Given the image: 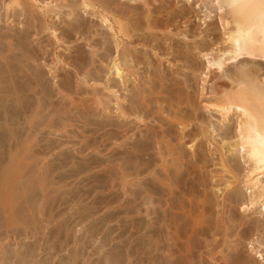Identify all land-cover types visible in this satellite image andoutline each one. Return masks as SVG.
<instances>
[{"label": "rangeland", "instance_id": "rangeland-1", "mask_svg": "<svg viewBox=\"0 0 264 264\" xmlns=\"http://www.w3.org/2000/svg\"><path fill=\"white\" fill-rule=\"evenodd\" d=\"M21 1L23 6L18 7L13 5L14 0H0V56L4 58L12 56V59L9 57L8 60L4 59L8 61V64L7 61H3L6 64H0V73L5 72L3 74H6L7 78V70L10 71V75L11 72L23 73L24 70L21 69L25 66L24 73L30 74L29 79L25 74H22L23 78L19 74L21 79L17 77L16 83L19 84H16V88H20L19 96L15 99L8 98L13 103L1 93L3 89L0 84V217H2L0 219L2 222H0V264L13 256L14 252L23 251L26 244L25 249H29L31 244L34 248H41L40 260L51 263L53 257L48 254L50 252L47 251L45 244L55 238L58 239L60 234L64 237L66 233L76 236L77 242H82L88 252L95 253L92 258L93 264H105L106 261L103 260L109 257L113 264H161L163 260L161 256L165 252L168 255L170 251L176 249L172 247V250H169L165 244L168 241L173 243L174 237L172 236V240L169 238L174 230H169L172 233L168 234L170 237L167 242L160 232L164 226L160 216L163 208L181 211L173 212L178 213L177 222L184 226L185 221L188 225L186 226L185 223L184 227L187 229L181 230L184 227L179 224L182 227L179 232H182L179 233L180 240L176 242L174 239L176 243L185 241V233L190 231L195 223L200 222L201 218H204L202 219L204 222L201 223L206 225L203 224L204 228H200L202 224H197L200 230L211 226V231L208 228V235L205 234L207 232L205 230L204 236L197 235L198 238L195 236L196 239L200 238V241L198 240L197 243L199 248L193 249L194 253L199 254H195L197 256L194 264H257V262L264 264V218L258 215L259 210L257 215L244 211L241 201L239 202L241 205L237 202L232 204L231 201L229 202L230 196L227 195L230 191L228 189V192L226 187L224 190L223 183L226 181L223 180L228 181L233 178L226 173L227 169L220 163L221 153L226 154L229 145H222L220 135L213 133L210 127L213 124L218 125L221 116L217 111L208 110L206 107L208 106L206 103H212V101L215 103L211 99L214 92L228 89L231 84L222 73L209 69L206 59L201 54V51L211 44L209 49L214 46L213 44L224 45L227 32L220 21V12L216 11V13L212 9L213 13L209 18V11L212 10L209 7V9L204 8L202 0H147L146 3L145 1L135 2V0H111L116 7L119 5V9L128 10V6H133L135 16L133 14L131 16L136 18V27H138L133 40L131 42L128 40L133 55L132 63L136 64L135 66L131 62L130 65L128 64L130 68L133 67V78H129L130 82L125 83V86L124 84L118 86L119 84L115 85L116 82L112 81L114 77L108 72L113 60L110 57L116 56V39L103 22L99 21L98 15L95 16L91 12V14L85 13L80 6H77L78 9L75 8V11L81 12L80 15L76 13L77 11L72 14L70 6H66L68 1L60 0L59 4L62 8L66 4L64 7L66 9L56 8L55 14H51L52 19L46 17V24L44 20L41 23V20L46 14L48 7L46 5L53 0ZM61 1L64 3L62 4ZM148 2L149 6L144 5ZM24 8L28 10L23 11ZM57 10L60 13H57ZM28 12H31L29 14L35 19L28 17ZM53 30L57 31L56 36ZM83 30L86 33L89 30V33L86 34ZM105 30L108 31V35L103 33V31L106 32ZM57 36L59 38H56ZM55 38L58 40L55 41ZM107 38L112 46H109ZM199 43H202L200 47L197 46ZM201 45L208 46L200 50ZM19 47L22 50L25 48V56L23 52L20 54ZM111 49L115 51L111 52L114 54L112 56L109 55ZM105 51L107 53L104 54ZM25 57L32 59L29 58V61ZM207 74L209 78L205 77ZM18 79H20L19 82ZM23 88L27 89L23 91ZM112 89L120 96V107L116 104L115 97L110 94L113 92ZM13 100L18 103L15 104ZM131 150L136 151L137 158ZM137 153H141L139 154L141 156ZM235 162L232 164L239 165V160ZM238 165L233 169L231 167V170L240 176L238 173L242 171L243 166ZM226 174L227 177L224 179L220 176L224 177ZM170 175L178 176L175 177L176 182L173 184L178 186L179 195L177 191L173 194L176 186L171 183L174 182L173 177L170 182ZM219 176L223 180H220ZM163 183L175 187L173 192ZM163 187L165 189L162 190ZM139 190L144 192L141 193ZM161 190L162 193H160ZM163 191L167 192L165 196L162 195ZM171 194H173V202L169 197L172 196ZM149 195L151 197H146ZM176 197H180L179 200L177 198L178 201ZM174 201H177L175 203L177 205L173 208ZM28 204L31 210H28ZM171 205L172 207L169 208ZM2 207L5 210H1ZM38 208L43 210V214L37 213ZM189 210L193 212L197 210V212L192 215L193 212ZM189 213L193 217H190ZM203 213H205L204 217H202ZM28 214H31L29 219ZM186 214H188L187 217ZM188 218H193L190 219L193 220L192 224ZM26 219L31 223L34 221V224H28ZM195 219H197L196 222ZM20 220L24 223H19ZM30 226L43 229L39 234L34 232L37 235L33 237L30 235L33 232L28 231L32 228ZM11 229L14 234L9 231ZM41 234L44 235L41 236ZM50 236L53 240H49ZM195 237H192L195 241L193 243L197 242ZM204 237L207 241L202 240ZM36 238L38 242L40 241L39 243L34 240ZM109 239L113 242L105 247ZM252 241L255 243L258 241L262 247L256 243L254 247L258 250H253ZM39 244H41L40 247ZM58 245V242L53 243V247L59 251ZM77 245L71 247L72 249L59 251L60 253L52 248L53 254L55 252L56 255L52 262L67 264V260H70L69 253H75ZM259 250L263 254L262 259L256 255V251L259 252ZM177 254L179 252L173 256L181 263L184 259L183 255L179 254L180 257ZM184 263L187 264L186 260L181 264Z\"/></svg>", "mask_w": 264, "mask_h": 264}, {"label": "bare ground", "instance_id": "bare-ground-1", "mask_svg": "<svg viewBox=\"0 0 264 264\" xmlns=\"http://www.w3.org/2000/svg\"><path fill=\"white\" fill-rule=\"evenodd\" d=\"M29 1V0H28ZM59 1V2H58ZM64 2H67V5L64 4L63 8H62V5L59 4L60 3V0H53L52 3H50L49 5H45L48 6L47 9H46V14L42 17V20H41V23L42 21L46 23V17L52 19V13L55 14V9H66L64 7L66 6H70V9L72 10V14L74 12L76 13H79L78 15H80L81 12H78V10L75 11V8L77 6H80L82 7L84 10L85 13H88V14H93V15H98V17L100 18L99 21H102L103 24L105 25L106 28H108L112 33H113V38L116 39V44H117V47H116V56L114 57H110V59L113 60L111 61V67L109 69V75L110 76H113L114 79H112L113 82H116L115 85H118L120 86V84H124L123 86H125V83L127 84V82H130L128 81L129 78H133V75L134 73H132V68H130L131 66L130 65V62L132 63L133 61V55H132V50L129 46H131V44H129L128 40H133L132 38H134L136 36V33L138 31V27H136V24H137V20L136 18L133 16H135L133 14L134 12V7L132 6H128V10H123V9H119V5L116 7L115 4H113L111 2V0H79V3H78V0H62ZM61 1V2H62ZM133 1V0H132ZM137 1H145V3L147 2V0H135V2ZM149 1V0H148ZM165 1V0H163ZM190 1V0H188ZM201 1V0H200ZM54 2L56 4H54ZM62 2V4L64 3ZM202 2L204 3V8L206 9H209L211 8V10H215L214 12H220V21L223 23V27L225 29V31L227 32L226 34V39L224 41V45L222 44L221 46L219 44H213L214 46L211 47L210 49L208 47L212 46V44L210 45L208 42L207 44H209L210 46L208 45H204V46H208L207 48H205L203 45L202 48L200 50L203 49V47L205 49V51H201L203 54V57L206 59L207 61V64H208V68L209 69H214L220 73L223 74L224 78L227 79L229 81L230 86L228 89H225L223 91H220V92H214L212 95H213V98H211L212 100L215 101V103H206L208 104L207 109L208 110H215L219 113V115L221 116V120L219 121L218 125L215 126V124H211L212 127L211 129H213V133H217V135H220L221 139H222V145H225V144H228V151L226 152V154H223V152L221 153V158H220V163L221 165L223 166V168H226L227 169V172L226 173H229L230 177L233 178V180H228L225 179L223 180L225 177H227V174L226 176H222L220 175L219 177L221 178L220 180H223L225 183L221 182V184L223 183L225 186H223L224 188L226 187L227 188V191L229 189L230 193L229 195L227 196H230L228 199H229V202L232 204L233 202H237L239 205L242 206V209L246 212H251V213H255V215L258 214L257 210H259V214L261 217L264 218V0H202ZM30 3V2H29ZM201 3V2H200ZM32 4V3H30ZM78 4V5H77ZM120 4V3H119ZM149 2L147 4H144V5H148ZM14 6H18V7H21L23 6V2L21 0H14ZM61 5V6H60ZM66 5V6H65ZM115 5V6H114ZM121 6V5H120ZM124 6V5H123ZM135 6V5H134ZM149 6V5H148ZM146 6V7H148ZM165 6V5H164ZM31 7H33L31 5ZM61 7V8H60ZM151 7V6H150ZM157 7V6H156ZM209 7V8H208ZM81 8V9H82ZM122 8V6H121ZM162 8V6H161ZM69 8H67L68 10ZM78 9V7L76 8ZM80 9V11H81ZM25 10V8L23 9V11ZM28 10V9H26ZM25 10V11H26ZM168 10V9H167ZM213 10L210 12L209 11V18H211V14L213 13ZM22 11V12H23ZM32 11L35 12V10L32 9ZM150 11V9H149ZM207 11V10H206ZM33 12V14L35 15V13ZM57 13H60L58 12V10L56 11ZM69 12V13H71ZM91 12V13H90ZM137 12V11H135ZM141 12V10H140ZM216 12V13H217ZM27 13V12H26ZM31 13V12H28V14ZM63 13V12H62ZM75 13V14H76ZM150 14V12H148ZM37 14V13H36ZM41 14V13H40ZM44 14V13H43ZM70 15V16H74V15ZM84 14V13H83ZM131 14H133V16H131ZM218 14V15H219ZM42 15V14H41ZM40 15V16H41ZM51 15V16H50ZM57 15V14H56ZM92 15V16H93ZM137 15V14H136ZM143 15V14H142ZM148 15V14H147ZM13 16V15H12ZM21 16V15H20ZM38 16V14H37ZM59 16V15H58ZM77 16V15H76ZM86 16V15H85ZM88 16V15H87ZM139 16V15H137ZM136 16V17H137ZM151 16V15H150ZM150 16H148L150 18ZM208 16V15H207ZM26 17V16H25ZM31 19H35V17L33 15H30L29 16ZM27 17V18H28ZM60 17V16H59ZM79 17V16H78ZM146 17V16H145ZM147 17V18H148ZM16 18V17H15ZM39 18V17H38ZM37 18V19H38ZM41 18V17H40ZM45 18V19H44ZM55 18V17H53ZM58 18V17H57ZM56 18V19H57ZM77 18V17H76ZM92 18V17H91ZM207 18V17H206ZM55 19V20H56ZM60 19V18H58ZM139 19V18H138ZM146 19V18H145ZM158 19V18H157ZM46 20V21H45ZM73 20V19H72ZM134 20V22H132ZM150 20V19H148ZM147 20V21H148ZM78 21V20H77ZM146 21V23H147ZM151 21V20H150ZM149 21V23H151ZM157 21V20H156ZM62 22V21H61ZM141 22V21H140ZM36 23V22H35ZM39 23V22H38ZM44 23V25H46ZM50 23V22H49ZM79 23V22H78ZM148 23V24H149ZM157 23V22H156ZM27 24V23H26ZM30 25L32 23H29ZM37 24V23H36ZM102 24V25H103ZM43 25V26H44ZM60 25V24H59ZM77 25V24H76ZM143 25V24H142ZM160 25V24H159ZM42 26V25H41ZM83 26V25H82ZM87 26V25H86ZM95 26V25H94ZM146 26V25H145ZM155 26V25H154ZM76 27V26H75ZM80 27V26H79ZM147 27V26H146ZM151 27V26H150ZM159 27V26H158ZM209 27V26H208ZM36 28V27H35ZM99 28V27H98ZM105 28V29H106ZM142 28V27H140ZM149 28V26L147 27ZM153 28V27H152ZM151 28V29H152ZM46 29V28H45ZM73 29V28H72ZM71 29V30H72ZM83 29V28H82ZM144 29V28H143ZM78 30V29H77ZM80 30H81V27H80ZM47 31V30H46ZM54 31V30H53ZM89 31V30H88ZM87 31V33H89ZM106 31V30H105ZM154 31V30H153ZM38 32V31H37ZM55 32L57 31H54V35L56 36L57 34H55ZM82 32V31H81ZM83 32H85L83 30ZM91 32V31H90ZM107 32V34H106ZM103 33L105 35H108V31H106ZM111 32H109L111 34ZM69 33V32H68ZM80 33V32H79ZM86 33V32H85ZM86 33V34H87ZM144 33V32H143ZM150 33V32H149ZM153 33V32H152ZM6 34V33H5ZM81 34V33H80ZM53 35V36H54ZM83 35V34H82ZM151 35V34H150ZM153 35V34H152ZM1 36V35H0ZM54 36V37H55ZM84 36V35H83ZM108 37V36H107ZM167 37V36H166ZM6 38V37H5ZM28 38V37H27ZM56 38H59L58 36ZM55 38V41H57ZM106 40V39H105ZM108 40V44L109 46H112L110 45L111 42L109 43V39L107 38ZM111 41V40H110ZM135 42V41H134ZM150 42V41H148ZM32 43V42H31ZM30 43V44H31ZM203 43V41H202ZM202 43H199L197 44V46L200 47V44ZM101 44V43H100ZM113 44V43H112ZM206 44V43H205ZM2 45V44H1ZM13 45V44H12ZM107 45V44H106ZM104 45V46H106ZM109 46H107V48H109ZM156 46V45H155ZM113 48V47H111ZM12 49V48H11ZM18 50V47L16 48ZM25 49V48H24ZM24 49H20L19 47V50H21L19 53L24 54V56L26 55ZM6 50V49H5ZM35 50V49H34ZM104 50V48L102 49ZM107 50V49H105ZM109 50V49H108ZM107 50V51H108ZM32 51V50H31ZM107 51L104 52L107 53ZM14 52V51H13ZM111 51H109V55H114L112 54ZM115 52V51H114ZM113 52V53H114ZM12 53V52H11ZM1 54V53H0ZM15 54V53H14ZM19 55V54H18ZM107 55V54H106ZM2 56V55H1ZM0 56V60H2L0 62L1 63H4L6 62L9 58L12 59L11 57H7V58H4L3 56L1 57ZM23 57V55H21ZM28 56V55H27ZM38 56V55H37ZM102 56V55H101ZM105 56V55H104ZM99 57V56H98ZM108 57H105L106 59ZM24 58V57H23ZM27 57H25L26 59ZM30 57L27 58V60H29ZM104 58V57H103ZM136 58V56H135ZM138 58V57H137ZM4 59H7L6 61H4ZM17 59V58H16ZM32 59V58H30ZM102 59V58H101ZM25 60V61H27ZM4 61V62H3ZM30 61V60H29ZM28 61V62H29ZM136 61V60H135ZM60 62V61H59ZM8 64V61L6 62ZM4 63V64H6ZM32 63V62H31ZM30 63V64H31ZM28 64V63H27ZM129 64V65H128ZM133 64V63H132ZM13 65V64H12ZM26 65V64H25ZM134 65V64H133ZM136 65V64H135ZM134 65V66H135ZM3 67V65H2ZM1 67V68H2ZM15 67V66H14ZM22 68V67H21ZM24 68H26L24 66ZM21 69L23 71V73H18V74H13L11 72V75H10V71L6 69L4 71H6L7 73V78L5 77L6 74L4 75L3 73H0V84L2 85V89L4 90H1V93H3L7 99L10 97V99H15V98H18L19 96V89L16 88V84L18 85L19 83H16L17 82V77L21 79V77L23 78V75L22 74H25V69ZM90 68V67H89ZM4 69V68H3ZM8 69V67H7ZM9 69L10 66H9ZM18 69V68H17ZM15 69V70H17ZM135 69V68H134ZM133 69V70H134ZM13 70V69H12ZM20 70V69H18ZM30 70V69H28ZM80 70V69H79ZM137 70V69H135ZM9 71V72H8ZM14 71V70H13ZM87 71V70H86ZM100 71V70H99ZM27 72V70H26ZM82 72V71H81ZM104 72V71H103ZM205 72V71H204ZM29 73V72H27ZM208 73V72H207ZM13 74V75H12ZM19 74L22 75L21 77H19ZM90 74V72H89ZM108 74V73H107ZM136 74V73H135ZM9 75V76H8ZM28 75V76H26ZM30 74H25L26 77H28L27 79H29ZM32 75V74H31ZM108 75V76H109ZM140 75V74H139ZM167 75V74H166ZM24 76V77H25ZM33 77V76H32ZM206 78H209L208 77V74L205 75ZM131 78V79H132ZM141 78V77H140ZM20 79H18V82L20 81ZM36 79V78H35ZM134 80V79H133ZM208 80V79H206ZM27 81V80H26ZM110 81H111V78H110ZM205 81V80H204ZM34 83V82H33ZM107 83V82H106ZM8 85V86H7ZM42 85V84H41ZM117 86V87H118ZM19 87V86H18ZM78 87V86H77ZM100 87V86H99ZM103 87V86H102ZM105 88V87H104ZM142 88V87H141ZM25 88H23V91H24ZM27 89V88H26ZM25 89V90H26ZM33 89V88H32ZM99 89V88H98ZM111 89V88H110ZM104 90V89H103ZM115 90V88H114ZM114 90L112 89V94L114 97H115V100H116V104L120 107V96H118L117 94V91L114 92ZM206 90V88H205ZM10 91V92H9ZM158 91V90H157ZM22 92V91H21ZM212 92V91H211ZM36 93V92H35ZM34 93V95H35ZM123 94V93H122ZM142 94V93H141ZM4 96V97H5ZM207 96V95H206ZM209 96V95H208ZM12 97V98H11ZM99 97V96H98ZM108 97V96H107ZM3 98V97H2ZM132 98V97H131ZM172 98V97H171ZM6 99V100H7ZM10 99H8L10 101ZM135 99V98H134ZM174 99V98H173ZM113 100V99H112ZM142 100V99H141ZM149 100V99H148ZM186 100V99H185ZM7 101V102H9ZM14 101V100H13ZM124 102V100H122ZM167 101V100H166ZM176 101V100H174ZM5 102V101H4ZM12 102V101H10ZM18 101H14L15 104H17ZM122 102V103H123ZM168 102V101H167ZM3 103V102H2ZM6 103V102H5ZM13 103V102H12ZM110 103V102H109ZM114 103V102H113ZM175 104V103H174ZM12 105V104H11ZM139 105V104H138ZM1 106V105H0ZM6 105H4L5 107ZM23 106V105H22ZM97 106V105H96ZM109 106V105H108ZM193 106V105H192ZM12 107V106H11ZM41 107V106H40ZM117 107V106H116ZM133 107V106H132ZM142 107V106H141ZM2 108H3V105H2ZM6 108V107H5ZM18 108V107H17ZM23 109H25L24 107H22ZM37 108V107H36ZM19 109V108H18ZM104 109V108H103ZM127 109V108H125ZM134 109V108H133ZM132 109V110H133ZM17 110V109H16ZM93 110V109H92ZM121 110V108H120ZM26 111V109H25ZM123 111V109H122ZM23 112V111H22ZM29 112V111H27ZM121 112V111H120ZM124 113V111L122 112ZM123 115V114H122ZM124 116V115H123ZM125 118H126V112H125ZM152 122V121H151ZM27 123V122H26ZM142 124V123H141ZM140 124V125H141ZM144 124V123H143ZM210 125V124H209ZM128 129V128H127ZM168 129V128H167ZM101 130V129H100ZM163 132V131H162ZM178 132V131H177ZM117 134V133H116ZM165 134V133H164ZM23 135V134H22ZM159 135V134H158ZM185 135V134H184ZM155 137V136H154ZM143 138V137H142ZM165 138V137H164ZM165 140V139H164ZM163 141V140H162ZM142 142V141H141ZM149 143V142H148ZM221 144V142H220ZM150 145V144H149ZM136 147V146H135ZM174 148V146H173ZM226 148V147H225ZM139 150V148H137ZM136 149V150H137ZM222 149V148H221ZM134 150V149H133ZM131 150V153H135L136 151H133ZM137 150V151H138ZM150 150V149H149ZM133 151V152H132ZM140 151V150H139ZM142 151V150H141ZM144 151V149H143ZM142 151V152H143ZM157 151V150H156ZM164 151V150H163ZM133 155H135V157L137 158L136 156V153ZM146 153V152H144ZM138 156H141L139 154L141 153H137ZM148 154V153H147ZM146 154V155H147ZM227 154H229V156H227ZM144 155V154H142ZM150 155V154H148ZM159 155V154H158ZM146 157V156H145ZM142 158V157H141ZM179 159V158H178ZM219 159V158H218ZM177 160V159H176ZM184 160V159H183ZM236 160H239V165L238 166H243V169L242 171V174L239 172L238 174H240V176L234 174V172L231 170V167L233 169L234 166L236 165H233L232 163L235 162ZM236 163V162H235ZM234 163V164H235ZM131 165V164H130ZM233 165V166H232ZM210 167V166H209ZM238 168V167H237ZM236 168V169H237ZM170 169V168H169ZM130 170V169H129ZM240 169H238L239 171ZM141 171V170H140ZM139 171V172H140ZM161 171V170H160ZM236 171V170H235ZM142 172V171H141ZM145 172V171H144ZM175 173L173 172V175ZM132 175V174H131ZM140 175V174H139ZM173 175H170L169 179L171 177H173ZM177 175V173H176ZM175 175V177H176ZM225 175V173H224ZM233 175V176H232ZM129 176V175H128ZM175 177L171 178L170 179V182L171 180L174 181L175 180ZM178 177V176H177ZM176 177V178H177ZM218 177V178H219ZM229 177V178H230ZM168 178V176H167ZM230 178V179H232ZM169 179H167L169 181ZM179 179V178H178ZM166 180V182H168ZM177 180V179H176ZM181 180V179H180ZM185 180V179H184ZM176 181L174 182H171L172 184L175 183ZM188 182V181H187ZM219 182V180H218ZM218 182H217V185H218ZM141 183V182H140ZM191 183V182H190ZM201 183V182H199ZM203 183V181H202ZM210 183V181H209ZM216 184V182H214ZM166 184V183H163V185ZM169 184V183H168ZM206 184V183H204ZM211 184V183H210ZM222 184V185H223ZM167 185V184H166ZM166 185L164 187H166ZM169 185H170V188H169ZM167 185L168 189H171L169 191L173 192V189L175 187H173L174 185L176 186V184H173V186L171 184ZM216 185V186H217ZM220 185V184H219ZM218 185V186H219ZM157 186V185H156ZM173 188H172V187ZM183 186V185H182ZM153 187V186H152ZM162 188L165 189V188ZM190 187V186H189ZM222 187V188H223ZM26 188V187H25ZM183 188V187H182ZM192 188V187H191ZM221 188V187H219ZM226 188L224 190H226ZM178 189V186H176V190L174 191L173 194H175V192L177 191ZM217 189V188H216ZM162 190L160 193H162ZM207 190V189H206ZM205 190V191H206ZM133 191V189H132ZM135 191V190H134ZM137 191V190H136ZM141 191V193H143L144 191L142 190H139ZM146 191V190H145ZM149 191V190H148ZM160 191V190H159ZM167 191V190H166ZM180 191V190H179ZM185 191V190H184ZM190 191V190H189ZM195 191V190H193ZM204 191V192H205ZM209 191V190H208ZM219 191V190H217ZM228 191V192H229ZM164 192V191H163ZM182 192V191H181ZM221 192V191H220ZM224 192V191H223ZM227 192V193H228ZM138 193V192H137ZM135 193V194H137ZM165 193L167 192H164V195L165 196ZM169 193V192H168ZM176 193H178L179 195V192L177 191ZM186 193V192H185ZM195 193V192H194ZM18 194V193H17ZM21 194V192L19 193V195ZM139 194V193H138ZM137 194V195H138ZM173 194H171L172 196H169L171 198V201L173 199ZM188 194V193H186ZM184 194V197L185 195ZM207 194V193H206ZM223 194V193H222ZM133 195V194H132ZM140 195V194H139ZM156 195V194H155ZM161 195V197H162ZM169 195V194H168ZM167 195V196H168ZM176 195V196H178ZM182 195V194H181ZM203 196V194H202ZM17 197V196H16ZM134 197V196H133ZM136 197V196H135ZM146 197H151L150 195L149 196H146ZM175 197V195H174ZM208 197V195H207ZM24 198V197H23ZM22 198V199H23ZM140 198V197H139ZM144 198V197H143ZM160 198V196H159ZM168 198V197H167ZM178 197H176V200H177ZM180 198V197H179ZM178 198V200H179ZM186 198V197H185ZM2 199V197H1ZM146 199V198H145ZM153 199V198H152ZM164 199V198H163ZM166 199V198H165ZM164 199V200H165ZM169 199V198H168ZM175 199V198H174ZM187 199V198H186ZM185 199V200H186ZM195 199V198H194ZM205 199V198H204ZM209 199V198H208ZM11 200V199H10ZM25 200V199H24ZM133 200H136V199H133ZM132 200V201H133ZM150 200V199H149ZM149 200L147 202H149ZM156 200V199H155ZM177 200V201H178ZM226 200V199H225ZM16 201H17V198L15 200V203H14V206L16 204ZM26 201V200H25ZM161 201V199H160ZM177 201H174V205ZM181 201V200H180ZM188 201V200H187ZM207 201V200H206ZM242 202L241 204L239 202ZM151 202V201H150ZM155 202V201H154ZM173 202V201H172ZM209 202V201H208ZM226 203L228 202L225 201ZM27 203V202H26ZM163 203V201H162ZM161 203V204H162ZM180 203V202H179ZM178 203V205H179ZM201 203V202H200ZM212 203V202H210ZM219 203H221L219 201ZM218 203V204H219ZM224 203V201H223ZM160 204V203H159ZM167 204V203H166ZM165 204V205H166ZM169 204V203H168ZM173 204V203H171ZM186 204V203H185ZM184 204V205H185ZM195 204V203H194ZM229 204V205H231ZM1 205V204H0ZM4 205V204H3ZM33 205V204H32ZM137 205V204H136ZM143 205V204H142ZM145 205V204H144ZM164 205V206H165ZM177 205V204H176ZM173 206L174 207H176ZM182 205V204H181ZM199 205V204H198ZM205 205V204H204ZM208 205H211V204H208ZM13 206V207H14ZM20 206V205H19ZM19 206L17 207L19 209ZM212 206V205H211ZM225 206V205H224ZM28 207H29V204H28ZM134 207V206H133ZM168 207V206H167ZM172 207L169 206V208ZM181 207V206H180ZM186 207V205H185ZM213 207V206H212ZM34 208V207H33ZM32 208V209H33ZM161 209L163 208L160 207ZM178 208V207H177ZM182 208V207H181ZM180 208V209H181ZM188 208V206L186 207ZM196 209L198 208L195 207ZM200 208V206H199ZM30 209V207L28 208V210ZM39 209V208H38ZM139 209V208H138ZM154 209V208H153ZM172 209V208H171ZM179 209V208H178ZM183 209H184V206H183ZM1 210H5L2 209ZM31 210V209H30ZM174 210V209H173ZM185 210V209H184ZM203 210V209H202ZM204 210L206 211L205 209V206H204ZM17 211V210H16ZM22 211V209H21ZM35 211V210H34ZM38 212L37 213H41L43 214V210L42 209H39L37 210ZM157 211V210H155ZM172 211V210H171ZM169 209H164L162 210V214L160 215L161 216V220L163 221V224L164 225L161 229H160V232L164 235V237L166 238L165 242L168 241V234L172 233V231L174 230V233L171 234V237L173 236L175 241L177 242V240H180V236L179 233V229L182 228L180 225L183 226V224L181 223H178L177 220H178V217H177V214L181 211H178V210H174L175 212H178L177 214L176 213H173L174 211L171 212ZM190 211V210H189ZM208 211V210H207ZM210 211V210H209ZM235 211V210H234ZM23 212H24V209H23ZM27 212V211H26ZM133 212V211H132ZM183 212V211H182ZM191 213L193 211H190ZM195 212V210H194ZM194 212L192 213V215L194 214ZM197 212V210H196ZM195 212V214H196ZM201 212V210L199 211V213ZM204 212V211H203ZM221 212V211H220ZM249 212V213H250ZM2 213V212H1ZM7 213V212H6ZM17 213H19V211H17ZM189 213V215L191 214ZM207 213V212H206ZM209 213V212H208ZM236 213V212H235ZM257 213V214H256ZM16 214V213H15ZM155 214V213H154ZM184 214V213H183ZM201 214L200 213V217H201ZM204 214L202 215V217H204ZM6 215V214H5ZM4 215V216H5ZM18 215V214H17ZM16 215V216H17ZM19 215L21 216V214L19 213ZM18 215V216H19ZM27 215V213H26ZM31 215V214H30ZM30 215L28 214V219L30 218ZM198 215V216H199ZM7 216V215H6ZM17 216V217H18ZM24 216V215H23ZM36 216H39L41 217L40 215H37ZM179 216V215H178ZM180 216H181V213H180ZM185 216V215H183ZM188 216V214H186V217ZM195 216V215H194ZM233 216V215H232ZM150 217V216H149ZM190 217H193L190 215ZM2 217H0L1 219ZM20 218V217H19ZM18 218V220H19ZM24 219V217H22ZM27 218V217H26ZM32 218V217H31ZM160 218V217H159ZM181 218V217H179ZM258 218V217H257ZM7 219V218H6ZM5 219V220H6ZM21 219V218H20ZM158 219V218H156ZM187 219V218H186ZM189 219V218H188ZM190 219H193V218H190ZM189 219V220H190ZM204 218H201L199 219L200 222L198 221V223H195V225H193V227L191 228H188L190 231H185V241L182 240L181 243L180 241H178L180 243H176L173 239V237L169 240H172L173 239V243H170L168 241V243H165L167 248L169 250H172V247L176 248L172 251H175L176 253L179 252L180 255H183L182 257L186 260V263L187 264H194L195 263V254H198V253H194L195 249L194 248H199V246L197 245L198 243V240L200 239H196V237L198 238L197 235H203L204 236V232H206L205 234L209 233L208 230L210 229L211 231V226L210 228L208 229H202L200 230V228H204L203 226L206 225L205 223H201V222H204V220H202ZM255 219V218H254ZM3 220V219H2ZM31 220V219H30ZM33 220V218H32ZM180 220V219H179ZM185 220V219H184ZM183 220V221H184ZM189 220L187 222H189ZM214 220V219H213ZM263 220V219H261ZM259 220V221H261ZM15 221H16V218H15ZM25 221V219H24ZM27 221V219H26ZM197 221V219H195V222ZM232 221V220H231ZM258 221V219L256 220ZM1 222V221H0ZM6 222V221H5ZM4 222V223H5ZM28 222V221H27ZM43 222V221H42ZM182 222V221H181ZM191 224L193 223V220L191 221ZM210 222V221H209ZM208 222V223H209ZM234 222V221H233ZM264 222V220H263ZM2 223V222H1ZM17 223V222H16ZM21 223V220L20 222ZM24 223V222H23ZM21 223V224H23ZM31 223L30 221L28 222V224ZM32 223L34 224V221H32ZM32 223L30 225H32ZM149 223V222H148ZM183 223V222H182ZM185 221H184V226H185ZM200 225L202 224V226H200V228L198 227L197 224ZM257 223V222H256ZM259 223V222H258ZM39 224V223H38ZM42 224V223H40ZM180 224V225H179ZM210 224V223H209ZM247 224V223H246ZM255 224V223H253ZM252 224V225H253ZM18 225V223L16 224ZM148 225V224H147ZM152 225V224H151ZM190 225V223H189ZM211 225V224H210ZM242 225V224H241ZM248 225V224H247ZM251 226V224H249ZM19 226V225H18ZM43 226V225H41ZM161 226V225H160ZM183 226V227H184ZM186 226L187 223H186ZM199 230H198V228ZM213 226V225H212ZM244 226V225H243ZM4 228H6V226L3 225ZM32 227V226H30ZM29 227V228H30ZM71 227V226H70ZM12 228L14 229L13 227V224H12ZM60 228V226H59ZM65 228V227H64ZM144 228V227H143ZM213 228V227H212ZM218 228V227H216ZM13 229L9 230V231H12ZM31 230H28V231H32L33 233H31L30 235H32L33 237H35L37 234H39V232L43 229V228H39V227H32L30 228ZM74 229V228H73ZM186 230L187 228H183L181 230ZM46 230V229H45ZM62 230V229H61ZM66 230V229H65ZM143 230V229H142ZM169 230H172V231H169ZM206 230V231H205ZM214 230V229H213ZM16 231H18L16 229ZM53 231V230H52ZM58 231V230H57ZM64 231V230H63ZM63 231L61 233H63ZM216 231V230H215ZM219 231V230H218ZM260 231V230H259ZM258 231V232H259ZM5 232V231H4ZM20 231H18L19 233ZM34 232H38L37 234H35ZM43 232V231H42ZM59 232V231H58ZM141 232V231H140ZM148 232V231H147ZM247 232V230H246ZM13 233V231H12ZM25 233V232H24ZM52 233V232H51ZM50 233V234H51ZM184 233V232H183ZM182 233V234H183ZM214 233V232H213ZM4 234V233H3ZM6 234L8 235V233L6 232ZM14 234V233H13ZM21 234V233H19ZM27 234V233H25ZM54 234V233H53ZM60 234V233H59ZM136 234V233H135ZM18 235V234H17ZM24 236V234H22ZM44 235V234H43ZM41 234V236H43ZM49 235V234H48ZM52 235V234H51ZM65 235V234H64ZM72 234H67L64 236V237H61V234H60V237L58 239L55 238V240H53L50 236L49 240L52 239L53 241H48L47 244V251L49 250L50 253L48 254H51L53 259L52 261L54 260V255H55V252L53 254V250L52 248L54 249L55 248V251L57 250L56 247H53V243L54 242H58V246H59V251H64L68 248H71V247H74L75 245L78 246L77 250L73 249L75 251V253H69V257L70 260H67L68 263L67 264H93V261L92 258L95 256V253L92 254L90 252L87 251L86 247L84 246V244H82V242H77V238L76 236H71ZM112 235V234H111ZM208 235V234H207ZM212 235V234H211ZM234 235V234H233ZM253 235V234H252ZM3 236V235H1ZM40 236V235H39ZM57 236V234H56ZM137 236V235H136ZM184 236V234H183ZM195 237V239L197 240L196 243H193L195 242L192 238V237ZM20 237V236H19ZM49 237V236H48ZM55 237V236H54ZM207 237V236H206ZM204 237L202 240L204 241H207V238ZM209 237V236H208ZM263 237V236H262ZM14 238V236H13ZM32 238V237H31ZM39 238V240L41 239L40 237H37ZM36 240L38 242V240ZM161 238H163V236L161 235ZM15 239V238H14ZM18 239V238H17ZM44 239V238H42ZM79 239V238H78ZM240 239V238H239ZM46 240V239H45ZM163 240V239H162ZM35 241V242H36ZM47 241V240H46ZM82 241V240H80ZM164 241V240H163ZM162 241V242H163ZM200 241V240H199ZM222 241V239H221ZM18 242V241H17ZM16 242V244H17ZM36 242V243H37ZM40 242V241H39ZM38 242V243H39ZM111 242H113L112 239H109L108 240V243L105 245V247L107 245H109ZM147 242V241H146ZM156 242V241H155ZM161 242V243H162ZM184 242V243H182ZM203 242V241H202ZM160 243V242H159ZM170 243V244H169ZM258 243L257 245H259V247H262V244L259 243L258 241L256 242ZM255 241H252V249H256V247H254V244L256 245ZM20 244V243H19ZM35 244V243H34ZM154 244V243H153ZM173 244V245H172ZM246 244V243H245ZM27 245V244H26ZM26 245H24V247L26 248ZM41 244H39V247H40ZM86 245H87V242H86ZM92 245V244H91ZM129 245V244H128ZM150 245V244H149ZM162 245H164V243H162ZM196 245V246H194ZM247 245V244H246ZM245 245V246H246ZM249 245V244H248ZM17 246V245H16ZM35 246V245H34ZM55 246V245H54ZM155 246V245H154ZM160 246V245H159ZM198 246V247H197ZM221 246V245H220ZM30 247H33V244H31ZM29 249H25L23 248V251L20 250L21 252H14L13 256L11 257H8L4 262H2V264H55L51 261V263H44L46 261H41L40 260V249L41 248H30ZM46 247V246H45ZM89 247V246H88ZM87 247V248H88ZM108 247V246H107ZM162 247V246H161ZM164 247V246H163ZM203 247V245H202ZM207 247V245H206ZM215 247V246H214ZM258 247V246H257ZM134 248V247H133ZM148 248H151V247H148ZM166 248V247H164ZM72 249V248H71ZM89 249V248H88ZM98 249V248H97ZM167 249V250H168ZM194 249V250H193ZM210 249V248H209ZM215 249V248H214ZM90 250V249H89ZM151 250V249H150ZM258 250V249H256ZM46 251V253H47ZM58 251V250H57ZM58 251V252H59ZM73 251V252H74ZM92 251V249H91ZM94 251V250H93ZM165 251V250H164ZM163 251V252H164ZM172 251H170L169 253H171ZM200 251V250H199ZM59 252V253H60ZM71 252V251H70ZM175 252H172V254H169L168 255H171V256H168L165 252L162 253L164 255H166L164 258H162L164 255L161 256V259L162 260V263H161V260H160V263L161 264H181L182 262H184L185 260L183 259L180 262H178L175 257L173 255H175L176 253ZM198 252V251H197ZM253 252V251H252ZM261 251L259 250V252L256 251V255H258V257L260 259L263 258V254L260 253ZM264 252V251H263ZM100 253V252H99ZM161 253V252H160ZM174 253V254H173ZM201 254V252H199ZM204 253V252H203ZM207 253V252H206ZM240 253V251H239ZM98 254V253H97ZM179 254H177L178 256H180ZM1 255V253H0ZM4 255V254H3ZM12 255V254H11ZM71 255V257H70ZM160 255V254H158ZM199 255V254H198ZM203 255V254H202ZM201 255V256H202ZM205 255V254H204ZM240 255V254H239ZM56 256V255H55ZM176 256V255H175ZM243 256V255H242ZM59 257V256H58ZM181 257V256H180ZM200 257V256H199ZM5 258V257H4ZM51 258V257H50ZM110 258V257H109ZM107 258L103 260L105 262V264H113L112 261ZM138 258V257H137ZM143 258H146V257H143ZM150 258V257H149ZM232 258V256H231ZM2 259V257H1ZM45 259V258H44ZM96 259V258H95ZM178 259V258H177ZM204 259V258H203ZM217 259V258H216ZM234 259V258H233ZM250 259V258H249ZM51 260V259H50ZM179 260V259H178ZM181 260V259H180ZM65 260V262H67ZM97 261V260H96ZM95 261V262H96ZM123 261V260H122ZM139 261V260H138ZM201 261V260H200ZM212 261V260H211ZM1 262V260H0ZM63 262V261H62ZM61 262V263H62ZM202 262V261H201ZM236 262V261H235ZM59 263V262H58ZM116 263V262H114ZM197 263V262H196ZM205 263V262H204ZM211 263V262H210ZM262 263V262H261ZM96 264V263H94ZM101 264H104V263H101ZM123 264V263H121ZM185 264V263H184ZM244 264V263H243ZM250 264V263H249ZM258 264V262H257Z\"/></svg>", "mask_w": 264, "mask_h": 264}]
</instances>
